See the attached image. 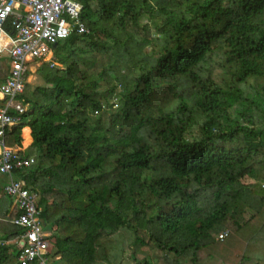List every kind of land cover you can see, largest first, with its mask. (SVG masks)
Here are the masks:
<instances>
[{
    "label": "trees",
    "instance_id": "1",
    "mask_svg": "<svg viewBox=\"0 0 264 264\" xmlns=\"http://www.w3.org/2000/svg\"><path fill=\"white\" fill-rule=\"evenodd\" d=\"M76 1L89 32L56 44L4 135L21 147L30 129L13 177L38 196L48 259L257 264L264 0ZM0 205V264H19Z\"/></svg>",
    "mask_w": 264,
    "mask_h": 264
},
{
    "label": "built area",
    "instance_id": "2",
    "mask_svg": "<svg viewBox=\"0 0 264 264\" xmlns=\"http://www.w3.org/2000/svg\"><path fill=\"white\" fill-rule=\"evenodd\" d=\"M80 11L76 0H0V58L7 57L9 61L7 77L0 84L5 101L0 107V174L8 177L4 194L15 202L17 215L12 224L22 232L15 239L19 264H49V242L37 194L13 177L15 170L28 167L33 159L22 158L18 151L6 147L4 135L6 129L20 123L27 109L18 97L25 90L31 65H51L54 45L72 33L89 32L80 20ZM8 21L10 30L6 29ZM226 236L221 233L217 239L222 241Z\"/></svg>",
    "mask_w": 264,
    "mask_h": 264
},
{
    "label": "crops",
    "instance_id": "3",
    "mask_svg": "<svg viewBox=\"0 0 264 264\" xmlns=\"http://www.w3.org/2000/svg\"><path fill=\"white\" fill-rule=\"evenodd\" d=\"M34 64H36V63H33L31 66L33 67ZM37 64H39L38 65L39 68L43 65V64H40V63H37ZM38 67L35 70L36 73H37V71L39 69ZM8 71H9V61H8L7 57H1L0 58V84L3 83V81L7 77ZM28 75H29V73H28ZM27 84H28V81H27ZM4 104H5V101H3V99H2V97L0 95V107H3ZM24 130H25V132L26 131L28 132V135L27 136H29V142L27 144H24V139H23V131ZM31 142H32V138H31V135H30V129L28 127H25V128H23L21 130V147H11V148L8 147V148H10L12 150H16L18 152H23V151H25L30 146ZM7 181H8V177L6 175H4V174H0V200L7 198V196L3 192V188H4L5 184L7 183ZM10 200L13 203V205L11 207V210L13 211V214H14L13 219H14L15 216L17 215V212L14 209L15 202H14L13 199H10ZM1 208H2V205H0V210H1ZM15 239H12V240H10L8 242H4L3 244L10 245V246L11 245H16L15 244ZM54 262H57V259H54V260L49 259V264H56ZM256 262H257V264H264V243H262V244H260L258 246L257 255H256Z\"/></svg>",
    "mask_w": 264,
    "mask_h": 264
},
{
    "label": "rangeland",
    "instance_id": "4",
    "mask_svg": "<svg viewBox=\"0 0 264 264\" xmlns=\"http://www.w3.org/2000/svg\"><path fill=\"white\" fill-rule=\"evenodd\" d=\"M146 22H147V18H145V17L141 18V20H140V23H141V24H144V23H146ZM37 67H38V65H35V66H33V67L31 66V67H30V71H29V75L27 76L28 84L31 85V86H38V85H41V81H40V79L38 78L37 73L35 72V70H36ZM38 68H39V67H38ZM25 134L28 135V132L26 131ZM249 182H250L249 180H245L244 183H249ZM254 242L257 243V244L259 243L258 246H259L260 244H262V243H263V234H258V236H256V239H255ZM257 244H256V245H257ZM258 246H257V248H256V255H257V249H258ZM127 263H129V262H124V263H122V264H127Z\"/></svg>",
    "mask_w": 264,
    "mask_h": 264
},
{
    "label": "bare ground",
    "instance_id": "5",
    "mask_svg": "<svg viewBox=\"0 0 264 264\" xmlns=\"http://www.w3.org/2000/svg\"><path fill=\"white\" fill-rule=\"evenodd\" d=\"M35 65H39V64L36 63V64H34L33 66H35ZM25 130H26V129H25Z\"/></svg>",
    "mask_w": 264,
    "mask_h": 264
},
{
    "label": "water",
    "instance_id": "6",
    "mask_svg": "<svg viewBox=\"0 0 264 264\" xmlns=\"http://www.w3.org/2000/svg\"><path fill=\"white\" fill-rule=\"evenodd\" d=\"M56 47V45H54V47L53 48H55Z\"/></svg>",
    "mask_w": 264,
    "mask_h": 264
}]
</instances>
